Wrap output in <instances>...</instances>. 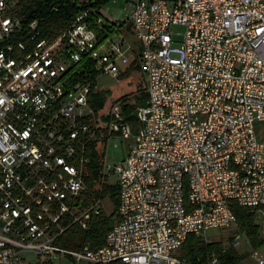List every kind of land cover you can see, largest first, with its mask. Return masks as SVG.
Listing matches in <instances>:
<instances>
[{
  "label": "built area",
  "instance_id": "built-area-1",
  "mask_svg": "<svg viewBox=\"0 0 264 264\" xmlns=\"http://www.w3.org/2000/svg\"><path fill=\"white\" fill-rule=\"evenodd\" d=\"M19 2L0 0V39L25 36L0 47V264H190L188 235L208 241L212 228L234 227L236 248L235 205L264 217V0L83 6L51 38L23 24ZM132 59L146 94L135 123L114 98L93 99ZM103 128L133 139L103 162L116 220L103 245L67 248L105 200L81 197L85 148Z\"/></svg>",
  "mask_w": 264,
  "mask_h": 264
},
{
  "label": "trees",
  "instance_id": "trees-1",
  "mask_svg": "<svg viewBox=\"0 0 264 264\" xmlns=\"http://www.w3.org/2000/svg\"><path fill=\"white\" fill-rule=\"evenodd\" d=\"M109 0H20L16 14L20 17L24 25L31 20L36 19L40 37L51 38L56 35L60 29L68 24L72 16L83 6H99ZM21 33H16L11 39H0V47L5 43L14 41L18 38H24ZM140 71L136 59L131 60L129 64L119 72L117 79V92L112 88L98 91L93 99L95 106L101 109L109 96L112 95L116 101L120 102L121 110L126 120L135 123L134 108L136 105L143 104L146 100V94L141 89V82L134 76ZM143 90V91H141ZM131 97L136 99L135 103L130 102ZM130 98V100H129ZM97 140L90 141L85 148V157L88 162L82 168L83 181L89 188L94 197L108 199L114 211L109 215L100 213L94 217L90 227L82 230L76 226L69 229L63 236L61 244L67 248L75 249L78 247L76 241L90 242L98 247L104 244L105 236L116 220V210L118 207V187L115 183H109L103 173V151H98ZM234 213L237 221V231L244 232L251 236V240L257 236L258 224L255 221V213L249 209L235 205ZM232 239V236H230ZM231 244L225 247L220 241H206L203 237L188 235L186 241L180 249L182 255L190 264H205L206 261L215 255L221 264H239V256ZM112 264H123L114 262Z\"/></svg>",
  "mask_w": 264,
  "mask_h": 264
},
{
  "label": "rangeland",
  "instance_id": "rangeland-1",
  "mask_svg": "<svg viewBox=\"0 0 264 264\" xmlns=\"http://www.w3.org/2000/svg\"><path fill=\"white\" fill-rule=\"evenodd\" d=\"M109 5L113 6H122L123 0H117L116 2H108ZM134 42H137L136 38L132 37ZM134 78L137 81L141 82V89H143V76L142 73L139 71L135 74ZM101 83L104 86V89L106 88H112L113 91L117 92V80L112 77H103L101 79ZM143 91V90H141ZM111 96V98H114L112 95H108V97ZM109 99V98H108ZM115 99V98H114ZM130 100V98H129ZM131 102L135 103L136 99L134 97H131ZM106 103V102H105ZM106 121L99 122L100 126H104ZM108 133H106L105 128H103L99 132L98 140H97V149L98 151H103L104 158L103 162L106 165H112L118 160H121L124 158L128 152V149L133 144V139H121L117 135H114L110 137L108 140ZM102 162V165H103ZM105 175V174H104ZM107 177V178H106ZM106 180H108L109 183H114L115 176L113 174H108V176L105 175ZM85 184V183H84ZM86 186V184H85ZM87 188V186H86ZM92 191L87 188L83 194H81L82 197V205L85 207L88 205L87 199L90 197H93L94 195L91 193ZM95 198H101V197H95ZM103 200V199H102ZM101 200V201H102ZM114 211V207L112 206L111 202L108 199H105L102 201L101 206V213L109 215L111 212ZM255 215V221L258 224V232L257 236L251 240V236H248L244 232L239 237V245L236 247V252L239 256H241V260L239 264H255V261L251 258V255L253 253H256L260 255L264 259V217L262 215L257 216V213ZM90 227V226H89ZM232 228L222 229V228H212L207 231L206 237L208 238V241H220L223 246L230 243L231 239L230 236L234 233ZM86 230V229H84ZM236 233V232H235ZM212 257H217L215 255H212L209 259ZM208 259V260H209Z\"/></svg>",
  "mask_w": 264,
  "mask_h": 264
}]
</instances>
